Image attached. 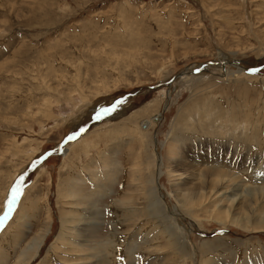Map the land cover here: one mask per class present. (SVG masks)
Returning a JSON list of instances; mask_svg holds the SVG:
<instances>
[{
  "label": "rangeland",
  "instance_id": "1",
  "mask_svg": "<svg viewBox=\"0 0 264 264\" xmlns=\"http://www.w3.org/2000/svg\"><path fill=\"white\" fill-rule=\"evenodd\" d=\"M214 167L264 188V0H0V264H264Z\"/></svg>",
  "mask_w": 264,
  "mask_h": 264
},
{
  "label": "bare ground",
  "instance_id": "2",
  "mask_svg": "<svg viewBox=\"0 0 264 264\" xmlns=\"http://www.w3.org/2000/svg\"><path fill=\"white\" fill-rule=\"evenodd\" d=\"M84 97V96H83ZM212 109V107H210ZM227 112V111H226ZM160 114V113H159ZM213 114V113H212ZM156 114V117H152V119H158V117L160 115ZM215 116V115H214ZM225 116V115H224ZM222 124V123H221ZM209 128V127H208ZM122 130V129H121ZM170 150V149H169ZM171 151V150H170ZM172 154V153H171ZM170 157V156H169ZM172 158V155L171 157ZM169 158V159H170ZM148 164V163H147ZM185 165V164H184ZM188 167V166H187ZM191 168V167H190ZM177 169V168H176ZM185 169V168H184ZM180 170V169H179ZM187 170V169H185ZM182 171V169H181ZM225 170H217L215 169L214 167V181H213V184H211V187L210 186H207L206 184H202V183H197L194 186H192L194 189L192 191V193H188L189 195H191L192 197L197 194L198 192L202 191L205 192L204 190L205 189H209V193H210V190L214 189L213 190V193L211 195H214V198L216 199V201H219V203L216 205L218 207H216L217 209H215L217 211L216 214L218 213H221L219 218L215 219L216 222L220 223H224L225 220L228 219V221H230L231 223L233 222L235 224V222L238 224L240 222V226H244L243 223L245 222L246 220V217L242 216V214H237V212H235V210L238 208L241 207L242 210H248V208L252 207V205H254L255 203L257 202H264V188L263 187H247V189L245 190V192H241L242 193H239L238 195H235L237 194V191L240 190V186L239 183L237 182V184L235 183L236 182V179L228 174L226 171L224 172ZM190 172V171H189ZM187 172V173H189ZM192 172V171H191ZM210 172V171H209ZM181 173H184V172H180L179 174L177 175H182ZM191 174V173H189ZM158 176V174H157ZM189 176V175H187ZM184 176H181V177H177L175 178V180L177 179H182ZM186 177V176H185ZM205 179V178H204ZM201 182V181H200ZM205 182V181H204ZM84 183V182H83ZM182 183V182H181ZM176 184H179L176 183ZM193 184V183H192ZM184 185V184H183ZM190 186V185H189ZM250 186V185H249ZM182 187V186H181ZM184 187V186H183ZM182 187V188H183ZM188 187V186H187ZM191 187V186H190ZM179 188V187H178ZM189 189V188H188ZM187 189V190H188ZM192 189V188H191ZM186 190V189H185ZM185 192V191H184ZM191 192V191H190ZM212 192V191H211ZM208 193V194H209ZM231 194L232 196L235 195L237 196V198L235 196L237 200L236 202V208H234L232 211H231V208L229 205H226L225 203L227 202V200L230 198L228 195ZM161 196V195H160ZM229 198H228V197ZM244 197V198H243ZM184 199V196L182 197ZM213 198V199H214ZM234 198V199H235ZM214 199V200H215ZM235 199V200H236ZM261 200V201H260ZM181 201V200H180ZM229 201V200H228ZM233 202V199L230 201V203L232 204ZM225 205V206H224ZM233 205V204H232ZM239 211V210H238ZM257 215V213L255 214ZM254 215V216H255ZM216 218V217H215ZM63 219V218H62ZM66 223V220L63 219L61 221V228H60V233L57 234L56 236V240L54 243H59L62 241V236H61V231L63 228L66 227L65 225ZM94 223V222H93ZM49 224V223H48ZM251 226L253 228H258L260 227L259 224H264V215H257L256 217H254L252 220H251ZM65 230V229H64ZM261 230V229H260ZM49 233V229H48V226L45 227V229L42 231V232H39L37 235L38 236H34L30 242H28L23 248H21L17 254V257H16V260L15 262H13L12 264H27L28 261L30 259H32V255L34 253H36L38 247L40 246V242L42 241V239L45 237V235ZM55 245H58V244H55ZM69 249H72V248H69ZM194 257V256H193ZM74 262V261H73Z\"/></svg>",
  "mask_w": 264,
  "mask_h": 264
},
{
  "label": "snow or ice",
  "instance_id": "3",
  "mask_svg": "<svg viewBox=\"0 0 264 264\" xmlns=\"http://www.w3.org/2000/svg\"><path fill=\"white\" fill-rule=\"evenodd\" d=\"M249 72H256L257 69L250 68L248 69ZM122 103V100H117L115 103H111L106 107H99L93 115V119L100 120L102 116L108 115L110 112L115 111L118 106ZM84 129L81 128L79 132H74L73 134L67 137L68 140L75 139L76 136L83 132ZM20 196V181L17 180L16 185L12 188V194L8 198L6 210L4 211L3 216H0V227H2L5 221L9 218L10 213L13 211V207L17 202L18 197Z\"/></svg>",
  "mask_w": 264,
  "mask_h": 264
}]
</instances>
